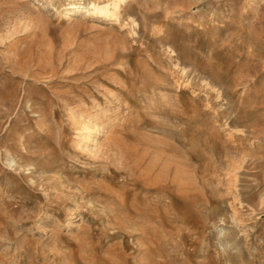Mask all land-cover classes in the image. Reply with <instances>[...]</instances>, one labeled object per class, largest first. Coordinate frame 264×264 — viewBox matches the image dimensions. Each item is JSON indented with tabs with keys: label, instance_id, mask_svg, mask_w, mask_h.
<instances>
[{
	"label": "rangeland",
	"instance_id": "374dc122",
	"mask_svg": "<svg viewBox=\"0 0 264 264\" xmlns=\"http://www.w3.org/2000/svg\"><path fill=\"white\" fill-rule=\"evenodd\" d=\"M0 264H264V0H0Z\"/></svg>",
	"mask_w": 264,
	"mask_h": 264
}]
</instances>
